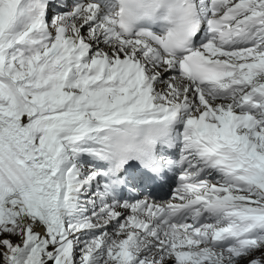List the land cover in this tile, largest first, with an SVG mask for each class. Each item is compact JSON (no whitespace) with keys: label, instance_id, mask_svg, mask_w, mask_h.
Returning <instances> with one entry per match:
<instances>
[{"label":"snow or ice","instance_id":"6c2138e0","mask_svg":"<svg viewBox=\"0 0 264 264\" xmlns=\"http://www.w3.org/2000/svg\"><path fill=\"white\" fill-rule=\"evenodd\" d=\"M114 7L0 0V264H264V0Z\"/></svg>","mask_w":264,"mask_h":264},{"label":"clouds","instance_id":"9594fccd","mask_svg":"<svg viewBox=\"0 0 264 264\" xmlns=\"http://www.w3.org/2000/svg\"><path fill=\"white\" fill-rule=\"evenodd\" d=\"M114 12L123 11V21L133 29L148 27L166 36L169 29L179 33L186 22L173 7L174 0H113ZM121 17L117 16L119 23Z\"/></svg>","mask_w":264,"mask_h":264}]
</instances>
